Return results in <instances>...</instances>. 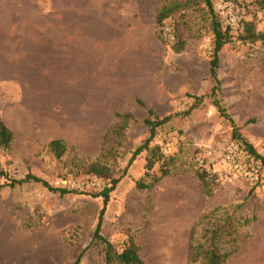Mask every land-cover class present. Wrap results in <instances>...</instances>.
<instances>
[{
  "label": "rangeland",
  "instance_id": "obj_1",
  "mask_svg": "<svg viewBox=\"0 0 264 264\" xmlns=\"http://www.w3.org/2000/svg\"><path fill=\"white\" fill-rule=\"evenodd\" d=\"M175 1L189 5L157 24L160 8ZM3 3L10 10L6 57L3 42L0 50V121L14 139L0 147V264H73L80 255L79 264H105L104 244L94 239L104 201L91 193L108 180L86 169L97 160L120 178L101 229L117 247L133 239L146 264H202L192 261L193 247L217 231L228 253L221 264H264V165L233 138L212 97L177 115L213 85L205 2ZM213 8L233 35L220 53L219 98L264 155V41L238 39L248 21L264 31V8L259 0H213ZM31 14L32 33L25 29ZM175 34L184 40L179 52ZM149 109L152 118L174 115L129 163L150 135ZM117 112L134 116L122 136L113 131ZM55 138L69 147L60 158L48 148ZM157 152L160 160L149 168ZM28 172L80 193L8 185Z\"/></svg>",
  "mask_w": 264,
  "mask_h": 264
},
{
  "label": "trees",
  "instance_id": "obj_2",
  "mask_svg": "<svg viewBox=\"0 0 264 264\" xmlns=\"http://www.w3.org/2000/svg\"><path fill=\"white\" fill-rule=\"evenodd\" d=\"M205 4L208 6L209 11L211 13V27L214 34L213 39V47L212 54L210 59V77L212 80V87L208 94L202 95H192L195 99V102L184 112H177L178 114H190L206 97V95L212 97L214 105L218 108L220 113L230 119L233 126V138L242 145L244 150L253 157L256 161L261 162L264 165V155L260 154L255 147L249 143L240 133V127L236 124L235 120L228 114L225 106L222 104L221 99L219 98V93L221 91V79L219 75L220 69V61L221 56L220 53L224 46L233 41V35L231 34V28L229 26L224 27L222 22L217 17L213 8V0H203ZM259 3L262 8H264V0H259ZM189 1L180 2L175 1L169 6H163L157 13L156 22L159 25H163L165 20L174 15L177 11L181 10L183 7L188 6ZM175 32V31H174ZM176 44H174V49L179 52L184 48V40L181 38L179 34H175ZM174 39V40H175ZM238 39L242 42H257L259 40L264 41V31H258L254 22L248 21L246 22L245 31L239 35ZM116 117L118 118L117 123L114 126V134L119 136L124 135L125 130L129 126L130 119H134V116L131 113H119L117 112ZM154 112L152 109L148 110V116L145 119L146 125L149 127L150 135L144 140V142L138 146L129 161L131 163L140 153L144 150L149 149V145L155 137V132L157 127L168 122L174 114H169L163 118H152ZM118 136V137H119ZM122 138V137H121ZM14 139V133L9 128V126L4 122L0 121V147L4 149H8ZM122 142L120 141L119 144ZM48 148L52 151L56 157H62L69 149L67 143L61 138L52 139L48 143ZM160 150V148H159ZM109 152V151H108ZM159 154L161 153L158 151ZM154 153V158H150L148 162V167L152 168L156 161L160 160V156ZM86 169L89 173L96 175L97 177H101L108 180V183L104 188L96 193H91L94 197H103L104 206L100 212L99 220L96 225L94 239L101 241L104 244V261L105 264H146L139 253V249L137 244L133 239L125 242L124 246L117 247L112 241H110L107 237L101 234L102 229V219L105 212V207L110 199L111 192L115 189L116 185L119 183L120 178L115 177L112 168L106 163H102L100 160L91 162L86 166ZM200 178L202 182L207 185L204 175L200 174ZM42 183L45 187H47L51 191H60L61 193L67 192H78L77 190H69L67 188H58L52 186L49 181L46 179L33 174L32 172H28L23 178L20 179H12L8 185L15 186L16 184H24V183ZM4 186L0 185V189ZM88 193V192H81ZM210 242L207 244L206 242H200L193 247V255L192 261H199L202 264H221L225 258L228 256V253L222 252L220 247L217 244V231H214L211 239H208ZM81 259V255L76 259L73 264H79Z\"/></svg>",
  "mask_w": 264,
  "mask_h": 264
},
{
  "label": "crops",
  "instance_id": "obj_3",
  "mask_svg": "<svg viewBox=\"0 0 264 264\" xmlns=\"http://www.w3.org/2000/svg\"><path fill=\"white\" fill-rule=\"evenodd\" d=\"M8 7L6 4H2V6L0 7V50H1V42H3V46H4V54L6 57V53H7V32H8ZM27 20V25H26V30L28 29V32L30 30V33H32L33 30V19H32V14L30 16H28ZM35 28L36 30L38 29V9H36L35 11ZM2 40V41H1Z\"/></svg>",
  "mask_w": 264,
  "mask_h": 264
},
{
  "label": "built area",
  "instance_id": "obj_4",
  "mask_svg": "<svg viewBox=\"0 0 264 264\" xmlns=\"http://www.w3.org/2000/svg\"><path fill=\"white\" fill-rule=\"evenodd\" d=\"M231 156H232V155H231V154H230V152H229V154L227 155V158H229V159H230V158H231Z\"/></svg>",
  "mask_w": 264,
  "mask_h": 264
}]
</instances>
